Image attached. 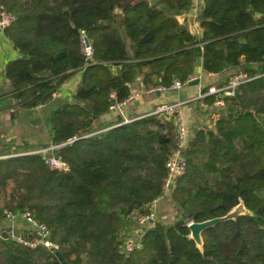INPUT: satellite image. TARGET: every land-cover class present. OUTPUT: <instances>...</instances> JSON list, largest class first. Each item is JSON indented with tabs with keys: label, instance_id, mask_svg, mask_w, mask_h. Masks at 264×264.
I'll return each mask as SVG.
<instances>
[{
	"label": "trees",
	"instance_id": "16d2710c",
	"mask_svg": "<svg viewBox=\"0 0 264 264\" xmlns=\"http://www.w3.org/2000/svg\"><path fill=\"white\" fill-rule=\"evenodd\" d=\"M193 2L0 0L11 18L1 34L17 54L2 72L0 109L6 97L21 112L40 108L48 134L37 144L0 137V225L28 214L57 246L0 235V264H62L56 252L65 264H264V0H202L197 29L178 21ZM198 68L219 75L218 88L238 73L255 78L232 96L200 100L184 174L171 185L173 216L141 227L164 189L178 115L104 116L134 86L185 83ZM75 73L72 96L55 97ZM49 145H59L64 169L23 154ZM239 201L250 214L205 229L199 250L188 223L223 216Z\"/></svg>",
	"mask_w": 264,
	"mask_h": 264
},
{
	"label": "crops",
	"instance_id": "0c3cea01",
	"mask_svg": "<svg viewBox=\"0 0 264 264\" xmlns=\"http://www.w3.org/2000/svg\"><path fill=\"white\" fill-rule=\"evenodd\" d=\"M193 3L194 4L192 6V9L188 13L179 16L178 21L180 23H184L189 28L196 27L197 29L196 15L201 10L202 0H194ZM16 57L17 54L11 48L10 44H8L7 41L2 37L0 31V75H2L4 67L8 63V61L13 60ZM80 74L81 73H75L67 82H65L60 88V91L55 95V97H71L80 80ZM193 78L198 79V82H188L176 90L150 92L143 91L141 87H138L141 92L139 94L137 93V95L125 105V107L123 108V113L121 112L122 114H119L120 112L118 113V111L116 110L110 109V111L104 116L103 120L111 121L116 119L118 116L122 117V119L139 117L141 115L151 112L161 104L176 103L187 98L196 96L198 93L202 92V90L210 86H214L219 80V75L204 73L201 71V68H198ZM5 102L6 105L1 111L4 112L9 108L15 107V102L12 98L6 97ZM197 103L200 104L199 106L203 105L201 101H197ZM183 111L185 113V116L183 118H185L187 122H190L191 118L189 116V110L187 109V107H185ZM199 119H195L193 123L194 125L192 124L191 128L197 125ZM29 126L30 124L28 123H21L19 125L14 124V129L16 131L20 130V144L31 143L32 137L30 134L31 129H29ZM21 132H27V134L21 135ZM190 136H192V133L190 134ZM13 230L17 232V237L12 235ZM0 235H10L11 237H15L17 240H22L23 238L37 240L39 238V234L34 229L29 227V225L21 217H18L15 220L8 219L3 222V224L0 225Z\"/></svg>",
	"mask_w": 264,
	"mask_h": 264
},
{
	"label": "built area",
	"instance_id": "2783aa9c",
	"mask_svg": "<svg viewBox=\"0 0 264 264\" xmlns=\"http://www.w3.org/2000/svg\"><path fill=\"white\" fill-rule=\"evenodd\" d=\"M11 22V18L8 15H5L3 13H0V31H2V29L7 26L9 23ZM86 37V36H84ZM82 37V45L84 46H88L85 45L84 40ZM89 46H90V42H89ZM91 49V47H90ZM89 49V50H90ZM85 55V54H84ZM90 56H91V50H90ZM90 58L86 57V62L87 60ZM254 77H250L249 75H247V73H238L236 75H234L229 82L222 86V87H215V86H211L208 87L206 92H200L198 93L196 96L187 98L185 100L176 102V103H169V104H161L159 106H157L154 110H152L149 113H146L144 115H141L139 117H135V118H124L122 123H128L134 119L143 117L145 115L151 114V113H160V114H166V115H171V114H177L178 115V124H177V132H178V146L177 149L171 154V156L169 157V159L167 160V170H168V176L166 179V182L164 184V186H170L172 185V183L175 181V179L177 177H180L184 174L185 171V163L183 160V151L185 149V147L187 146L188 142H189V133L187 132L186 126L184 124L183 119L180 116V111H179V107L181 105H183V103L185 104L186 102H191L194 100H201L203 97L207 96V95H212V94H218V93H222L224 95H229L232 96L234 94V90L236 89V87H238L239 85L246 83L250 80H252ZM192 79H194L193 77L190 78L187 82L185 83H180L179 81H174L169 87L164 88V87H158L156 88V90L158 91H166V90H176L179 89L182 85L190 82ZM154 91V90H151ZM150 91V92H151ZM132 99V97H128L124 102L122 103H117L114 104L113 106H111V109L116 110L118 112H122V110L120 108H124L125 105ZM215 104L217 105H221L222 101L221 100H217L215 101ZM59 146V145H58ZM37 152H42V150H38V151H33L30 153H37ZM23 154H29L28 153H23ZM44 159V157H42ZM45 162L48 164V166L51 169H55V170H62L66 167V164L60 159V158H56V157H52L49 159H44ZM164 190V189H163ZM163 193V192H162ZM162 197V194L160 197H158L157 199H155L153 201V203H155L156 201H158V199H160ZM25 219L26 223L29 225V227H31L32 229H34L38 234H39V239L40 236L45 237V239L48 237L47 235V229L44 225L42 224H37L33 219H31L28 215L24 214L23 216H21ZM152 213L148 216H144L141 217L139 219V222L144 223V222H149L152 219ZM41 234V235H40ZM38 239V240H39ZM36 240V242L38 241ZM19 242H23L25 244H28L30 246H33L36 242H26L23 240L18 239ZM46 246L47 244H49L50 246L52 245L51 242L46 241ZM127 249L128 250H132V245L131 244H127Z\"/></svg>",
	"mask_w": 264,
	"mask_h": 264
},
{
	"label": "rangeland",
	"instance_id": "374dc122",
	"mask_svg": "<svg viewBox=\"0 0 264 264\" xmlns=\"http://www.w3.org/2000/svg\"><path fill=\"white\" fill-rule=\"evenodd\" d=\"M82 49H83V53L85 54V56L87 58H90V50H91L90 46L89 45L88 46L82 45ZM0 77H1L0 78V86L2 87V89H5V81L2 77V75H0ZM156 91H158V90L155 89L154 92H156ZM140 92H141L140 89H138L136 86H134V88L132 89V93L130 94L129 97H132V99H133L137 95V93L139 94ZM197 101H200V100H194L191 102H186L185 104L183 103V105H181L179 107L180 116L184 121V124L186 126V129H187V132L189 133V135L192 133L191 131L195 127L194 126L191 128L192 124L194 123L195 119L200 118L201 110L204 109L203 105L199 106L200 104L197 103ZM185 107H187V109L189 110V116L191 118L190 122H187V120H185V118H183L185 116V113L183 111V109H185ZM120 109L122 110V113H123V108H120ZM40 113H41L40 108H38L37 112H34L33 114H28L27 112H21L18 108H9L4 112L1 111V109H0V129H1L0 137L4 138V142H7L10 140L9 142L15 141L16 144L20 145V130L16 131L14 129V124L19 125L21 123H28V124H30L29 129H31V132H30L31 137H32L31 143L37 144V143H43V141L46 142L48 139V134H47V131L45 130L44 124L41 122V120H39V118H42V116L39 115ZM122 113H119V114H122ZM22 134L25 135V134H27V132L26 133L21 132V135ZM190 137L191 136H189V138ZM56 148H58V145H49L45 148L40 147L38 149L29 150V151L23 152V153H28V152L30 153L33 151L42 150V152H37V153L41 154L42 157H44V159H49L52 157L60 158L57 151L55 150ZM55 153H57V156H55ZM170 193H171V185L170 186L165 185L163 193H162V197L160 199H158V201H156L155 203L152 202V204H151V209H152V212H151L152 218L151 219L152 220L149 222H144V223L139 222L138 225L143 227L144 224L152 223L156 219L168 220V219L172 218L173 209L170 207V205L168 203ZM26 215H28V214H26ZM21 216H23V215H21ZM21 218L23 220H25L23 217H21ZM134 239L139 240V235H136ZM31 240H32L31 242H36L35 239H31ZM38 241H42L44 243V245H46L45 243L48 240H47V238L45 239V237L40 236V239ZM127 244H131V243H127ZM131 245L133 248V244H131ZM47 246L52 247L54 249L57 248V246L53 243L51 246L49 244H47Z\"/></svg>",
	"mask_w": 264,
	"mask_h": 264
},
{
	"label": "water",
	"instance_id": "95a60500",
	"mask_svg": "<svg viewBox=\"0 0 264 264\" xmlns=\"http://www.w3.org/2000/svg\"><path fill=\"white\" fill-rule=\"evenodd\" d=\"M154 2V0H150V4H152ZM85 45H89V40L87 37L83 38ZM87 62H89V59L87 60ZM198 82V79H193L190 81V83H196ZM55 156H57V153H55ZM245 214H250V211L244 206L242 201H239L238 204H236L235 206H233L225 215L220 216V217H214L211 219H207L201 222H189L187 227L189 229V238L192 239L195 244L196 247L201 250L202 246H203V241H202V236L201 233L209 228L212 227L214 225H216L219 222L222 221H226L229 219L235 220L238 216L240 215H245ZM12 235L17 237V232L15 230L12 231ZM3 237H10V235H6ZM39 239V238H38ZM23 241L26 242H31L32 240L29 238H23ZM56 255L58 257V259L61 261L62 264H65V262L63 261L61 255L59 252H56Z\"/></svg>",
	"mask_w": 264,
	"mask_h": 264
}]
</instances>
